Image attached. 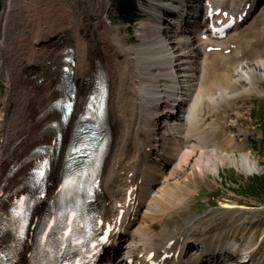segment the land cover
<instances>
[{
    "label": "bare ground",
    "instance_id": "obj_1",
    "mask_svg": "<svg viewBox=\"0 0 264 264\" xmlns=\"http://www.w3.org/2000/svg\"><path fill=\"white\" fill-rule=\"evenodd\" d=\"M189 1L197 2L150 0L135 44L109 22V0H6L0 9L6 88L0 100V195L32 168L33 150L54 137L48 127L58 119L51 106L58 99L55 87L64 60L70 57L75 63L77 108L86 102L95 69L106 74L112 142L101 186L105 220L117 239L102 264H128L127 257L140 247L137 264H243L244 257L264 264V231L256 238L253 229L235 221L224 230L201 226L208 214L234 218L246 212L242 207L227 205L204 217L196 215L180 229L167 221L190 208L199 191L190 189L196 179L220 177L223 167H235L246 176L261 171L250 151L261 137L249 139V132L242 131L238 144L237 136L220 124H206L203 112L206 103L226 99L229 86L252 81L248 61L264 72V47L256 52L264 27L253 38V23L248 25L264 0H210L238 14L249 5L250 18L222 41L201 38L209 35L202 14L205 0L195 6ZM162 26L170 32L162 34ZM175 110L180 114L174 116ZM65 149L66 141L58 169ZM8 172L12 178L3 180ZM197 229L201 233L193 237ZM192 242L197 248L190 250ZM219 249L223 252L216 256Z\"/></svg>",
    "mask_w": 264,
    "mask_h": 264
},
{
    "label": "rangeland",
    "instance_id": "obj_2",
    "mask_svg": "<svg viewBox=\"0 0 264 264\" xmlns=\"http://www.w3.org/2000/svg\"><path fill=\"white\" fill-rule=\"evenodd\" d=\"M5 1L6 0H0V9L4 7ZM109 2V22L117 27L119 26L123 34H129L128 40L130 44L137 43L136 29L139 27L140 23L147 20V16H140L141 19L134 28H130L128 25L118 24L114 19L115 8L113 7V0H109ZM194 2L195 1H190L188 4H198V2ZM147 7H150L149 3ZM260 8L261 9H259L254 15L255 19H252L253 22L251 21L248 24L250 25L253 23L249 26V32L252 34L253 38L258 36L260 29L264 27V22L262 23V20H264V4ZM199 16L202 17V15ZM195 21L197 22L198 20ZM262 32L264 34V28ZM258 43L259 44L256 46V52L262 51V48L264 47L263 40H260ZM256 64L255 61H248L247 63L248 68L254 71L251 75L252 81L241 79L239 83H234L232 86H229L230 89L229 94L226 96L227 98L225 97L226 99L220 100L219 104L213 105L206 103V105H204L203 120L206 124H220V127L226 133H233L237 136L238 144H241L238 134L240 135L242 131L249 132L250 136L245 133L249 136V139H254V137L260 136L261 140L254 141L250 151L258 159L261 171L246 176L243 171L236 169L235 167H223L220 169V177L215 178L212 175H209L206 178L196 179L195 186L191 185L190 189H199L198 194H194L195 197L190 202V208L181 212L177 211L172 218L167 220L171 228L180 229L188 219H191L196 215L204 217L205 213H210L211 211L218 212L221 208L223 209V207L227 205H233L242 207L246 212L242 215H237L234 218L230 215H224V213L218 214L219 216L208 214L202 219L201 226L205 227L212 225L216 226L217 229L224 230L235 221V223L239 224L241 222L249 229H253L256 238H258L264 231V201L259 202L245 199L234 193L241 192L242 190L240 186L247 183L249 179L256 176L264 177V72L261 73ZM2 72L3 58L0 54V100H2L6 94ZM218 112L221 113L218 114ZM220 212L223 211L221 210ZM154 230L157 235H159L157 227H155ZM199 233H201L200 229H197L192 235L193 237H197ZM160 240L161 239L157 238L156 242H160ZM240 242L242 243V241ZM141 249L142 247L138 249L134 256L136 255L138 257L141 253Z\"/></svg>",
    "mask_w": 264,
    "mask_h": 264
},
{
    "label": "trees",
    "instance_id": "obj_3",
    "mask_svg": "<svg viewBox=\"0 0 264 264\" xmlns=\"http://www.w3.org/2000/svg\"><path fill=\"white\" fill-rule=\"evenodd\" d=\"M115 8L114 19L118 24L128 25L131 28L140 20L138 0H113ZM238 196L254 201H264V177L256 176L240 186Z\"/></svg>",
    "mask_w": 264,
    "mask_h": 264
}]
</instances>
